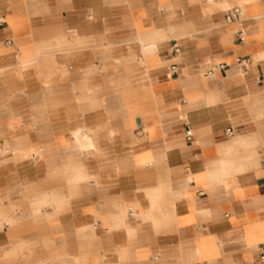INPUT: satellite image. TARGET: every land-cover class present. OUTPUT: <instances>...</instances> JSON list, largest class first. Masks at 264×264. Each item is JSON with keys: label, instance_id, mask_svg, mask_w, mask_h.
I'll return each mask as SVG.
<instances>
[{"label": "crops", "instance_id": "crops-1", "mask_svg": "<svg viewBox=\"0 0 264 264\" xmlns=\"http://www.w3.org/2000/svg\"><path fill=\"white\" fill-rule=\"evenodd\" d=\"M158 183L172 191L151 208ZM9 247L264 264V0H0Z\"/></svg>", "mask_w": 264, "mask_h": 264}, {"label": "rangeland", "instance_id": "rangeland-1", "mask_svg": "<svg viewBox=\"0 0 264 264\" xmlns=\"http://www.w3.org/2000/svg\"><path fill=\"white\" fill-rule=\"evenodd\" d=\"M11 250V247L0 249V264H48L47 261L50 258L46 256L33 260L29 250H19V252H12ZM68 264L71 263L68 262Z\"/></svg>", "mask_w": 264, "mask_h": 264}, {"label": "built area", "instance_id": "built-area-1", "mask_svg": "<svg viewBox=\"0 0 264 264\" xmlns=\"http://www.w3.org/2000/svg\"><path fill=\"white\" fill-rule=\"evenodd\" d=\"M239 15H240L239 9L238 8H232V9L228 10L225 13V15H224V21H225V23L236 22L239 19ZM236 37H237V40L240 43L243 42V40L245 38L244 33L242 31L236 32ZM171 70L173 71L174 68H171ZM224 135L227 138L231 137L233 135V129L231 127L228 128V129H226ZM184 138H185V140L187 142H191V140H192V134H191V131L189 129H187L185 131Z\"/></svg>", "mask_w": 264, "mask_h": 264}, {"label": "bare ground", "instance_id": "bare-ground-1", "mask_svg": "<svg viewBox=\"0 0 264 264\" xmlns=\"http://www.w3.org/2000/svg\"><path fill=\"white\" fill-rule=\"evenodd\" d=\"M158 196L157 197H148L147 199L149 201V205L151 208H153V206L156 204L157 201H159L162 196L165 194H171L172 191V186L166 185L165 183H158ZM171 207H173L172 203H171Z\"/></svg>", "mask_w": 264, "mask_h": 264}]
</instances>
